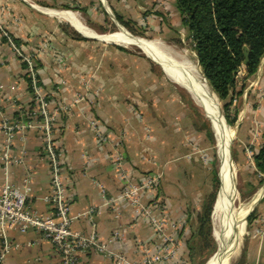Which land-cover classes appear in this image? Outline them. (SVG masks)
<instances>
[{"label":"crops","instance_id":"obj_1","mask_svg":"<svg viewBox=\"0 0 264 264\" xmlns=\"http://www.w3.org/2000/svg\"><path fill=\"white\" fill-rule=\"evenodd\" d=\"M168 2L176 15L172 0ZM163 5L164 0H0L3 31L24 51L37 50L35 70L54 115L51 141L60 153L70 230L106 249L77 254L79 264H117L111 254L142 264L147 253L153 254L162 237L139 212L146 207L155 212L152 196L160 201L170 223L179 227L167 232L176 239L175 256L158 264H191L186 243L205 200L194 198V168L207 165L202 161L206 154L196 153L192 146L195 132L183 104L176 94L164 91L168 85L181 87L139 48L143 56H131L127 47L100 39L115 34L106 29L112 24L126 33L123 24L138 30L154 23L150 18L155 19ZM43 10L73 13L95 36ZM72 33L81 40L73 39ZM43 45L46 48L40 50ZM150 63L158 67L159 78ZM263 64L264 57L253 80L263 76ZM240 72L245 75L244 69ZM25 79L22 63L0 31V124L30 121L24 112L33 98ZM6 143L0 131V192L6 183L27 187L30 209L38 215L50 213L44 198L51 190L52 171L41 130L14 132L7 152ZM150 176H159L153 194L126 196L130 186ZM258 197L249 210L263 200ZM245 242L239 248L238 264H264V238ZM0 264L62 263L54 246L30 229L7 232L5 238L0 230Z\"/></svg>","mask_w":264,"mask_h":264},{"label":"rangeland","instance_id":"obj_2","mask_svg":"<svg viewBox=\"0 0 264 264\" xmlns=\"http://www.w3.org/2000/svg\"><path fill=\"white\" fill-rule=\"evenodd\" d=\"M168 1L169 0H164V5L162 7L164 10L161 13H157L155 19L150 18V20H152L154 23L150 25L146 24L144 26H141L140 29L138 28V30H135V33L137 34L140 33V35L142 36L131 34L128 31L126 32L132 37H136V38L141 37V39H145L148 41H152V40L154 41L155 39L157 42L161 43L162 47L166 50V52L173 55V57H175V55H180L182 53L188 58V60L194 66H197L194 52L192 51L190 47V43L187 39V33L179 25L177 15H175L174 11L170 8ZM0 28L3 30L1 24H0ZM106 29L109 31H113L108 33H115V34L120 30L114 24H112V26L107 27ZM93 36L95 35L93 34ZM100 39L102 38L100 37ZM126 50L131 56H136V57L143 56L142 52L147 54L145 51H142L140 49L142 51L141 52L137 47L134 46L127 47ZM35 58L36 56L34 57V60ZM152 68H153L152 69L153 75L159 78L158 67L156 68L155 65H152ZM263 68H264V64L262 70ZM259 69L261 70V66L259 67ZM240 71L237 73L236 76L237 85L234 93L232 94V98H231L232 103L228 113L229 116L233 117L234 112L236 111V121L233 126L227 125L233 131V135L231 137L232 139L230 141L229 151H230V159L234 167V180H235L234 188L236 191L237 198L233 202L236 203L235 204L236 208H238L239 205L242 206L244 204H247L249 201L253 199V197L257 194V192L264 187V181L261 185H257V178L253 176L254 169L252 163V155L255 153L261 142V132L263 129V122H264V73L263 76L260 78V80L258 79L257 81H255L256 80L255 79L253 81L252 80L244 81L243 80L244 75H242ZM160 77L162 78V76ZM168 86L164 88L165 89L164 91L166 93L170 92L172 95L175 94L177 95L176 97L179 105L183 104V110H185L188 116L187 122L191 123L194 129L193 130L195 132L194 136L196 138L193 140L192 143L193 148L195 149L196 153L201 152L202 154H206V158L202 156V161L206 160L207 166L201 165L199 163L198 164L199 166L197 167L196 165V167L194 168L195 179H194V185L191 189H193L195 193L194 198L196 199L197 202L198 199L205 198L213 191L212 172L215 171L216 176L218 173L219 160L216 154L215 136L210 127L209 121L204 115L203 109L198 104L193 103L188 92L182 87L181 89L174 85H168ZM217 102L219 107V113L223 117L222 105L218 100ZM205 124H207V126L210 128V131L212 133L211 139L207 136L206 129L204 126ZM233 152L236 156V160L232 159ZM158 177L159 176H157V179ZM137 186H139V184L130 186L129 189L127 190V192L132 194L131 198H137V195L140 192H142V191H135ZM156 188L157 186L154 187L150 193L153 194ZM260 194L261 195L258 198L261 197L263 200L257 202V205H255L251 210H249L247 216L243 218V224L241 227V236L239 237L237 246L234 248V250H231L229 252L227 264H238L239 248L242 243H244L245 245L246 240L250 239L256 241H262L264 238V198H263L264 188ZM152 199H154V196H152ZM156 203L162 207L160 201H157ZM131 204L135 207L137 206L136 204L133 203ZM161 211L162 212L159 214V216L163 215V219H165V221L169 223L170 221L167 218L165 209L163 207ZM250 214H252V218L249 221H247V217ZM152 215H155V212L152 213ZM211 215H212V210L210 214V223H211V232L213 234L216 223L215 221L213 222V216ZM214 243L216 245V251L214 252L215 254L217 252L218 246L215 241ZM207 252L208 249H205L198 253L196 252V255L194 257V264H199L203 260H205L204 264H206V262L214 255L213 254L207 259L206 258Z\"/></svg>","mask_w":264,"mask_h":264},{"label":"trees","instance_id":"obj_3","mask_svg":"<svg viewBox=\"0 0 264 264\" xmlns=\"http://www.w3.org/2000/svg\"><path fill=\"white\" fill-rule=\"evenodd\" d=\"M172 4L179 25L187 33V39L203 79L221 103L225 123L233 126L236 121V111L233 117L228 113L232 94L237 85V73L244 69L243 80H253L264 57V0H172ZM117 20L120 22V18L117 17ZM123 26L131 34L140 35L135 33L129 24ZM71 36L73 39L81 40L73 33ZM13 42L19 45L14 39ZM243 48L247 50V58ZM245 61L246 65L243 66ZM22 66L25 69V65ZM36 79L38 81L37 74ZM25 80L28 84L29 80ZM28 92L32 95L29 86ZM32 109L33 103L24 112L27 117ZM204 126L207 136L211 139L210 128L207 124ZM232 159L236 160L234 152ZM252 163L253 176L257 178V185H261L264 181V125L260 145L252 155ZM212 173L213 191L205 197L195 217L193 232L186 243L191 264H194L196 252L208 249L206 254L208 259L216 251L210 214L219 188V180L215 171ZM251 218L252 214L247 217V221ZM204 262L205 260L199 264Z\"/></svg>","mask_w":264,"mask_h":264},{"label":"built area","instance_id":"obj_4","mask_svg":"<svg viewBox=\"0 0 264 264\" xmlns=\"http://www.w3.org/2000/svg\"><path fill=\"white\" fill-rule=\"evenodd\" d=\"M1 34L6 41V44L14 52L22 64L25 65V78L28 81V86L32 92L33 109L30 112V121L23 123L17 121L13 124L7 123V120H2L0 124V131L6 136V152L14 132L23 129L38 128L41 130L44 139V148L50 162L52 176H51V190L49 195L44 198L51 211L45 215H38L33 212L27 202V187L19 188L12 184L6 183L3 185L0 192V230L3 238L7 232L24 233L27 230L33 229L39 232L42 237L50 242L58 252L62 264H79L77 261V254H83L89 250L106 252V249L96 243L93 239L84 237L76 232L70 230L71 217L68 215V206L64 200V190L60 180L59 158L58 153L51 141V127L54 122V115L48 110L45 97L42 95L39 86H37L36 70H35V52H26L20 45H16L13 39L0 28ZM46 48L43 45L40 50ZM38 49V50H39ZM39 50V51H40ZM39 121L34 124V120ZM4 154V159H7V153ZM157 177L150 176L144 183L139 184L135 191H146L150 193L155 187ZM26 183V180H24ZM131 193L127 192V197L131 198ZM133 204L137 205L135 199L131 200ZM152 202L154 210L146 207L139 209L142 215L149 219L150 224L155 231L162 237V243L155 248L153 254L147 253L142 264H158L168 261L175 256L176 253V239L167 233L168 230L178 231L179 227L173 223H167L163 219L162 207ZM159 216V217H157ZM8 246L5 244L4 252L7 251ZM112 258L117 264H133L121 256H114Z\"/></svg>","mask_w":264,"mask_h":264},{"label":"bare ground","instance_id":"obj_5","mask_svg":"<svg viewBox=\"0 0 264 264\" xmlns=\"http://www.w3.org/2000/svg\"><path fill=\"white\" fill-rule=\"evenodd\" d=\"M43 11L66 19L83 34L93 36L92 32L86 29L73 13L53 10ZM101 38L107 42L117 43L125 47L134 46L145 51L152 60L161 66L166 76L172 82L184 88L193 103L198 104L203 109L215 136L216 154L219 160L218 175L221 185V190L215 199L211 215L213 216V222L215 221L216 223H214L213 236L218 247L217 252L206 264H227L229 252L232 249L234 250L233 246L237 245L236 243H238L241 236L243 218L264 187L257 194L255 193L256 195L247 204L239 205L238 208L235 207L236 203L233 201L236 200L237 196L234 188V167L229 151L233 131L221 118L218 102L214 94L209 89L197 66H194L182 53L175 55V58L166 52L161 43L132 37L123 31Z\"/></svg>","mask_w":264,"mask_h":264},{"label":"water","instance_id":"obj_6","mask_svg":"<svg viewBox=\"0 0 264 264\" xmlns=\"http://www.w3.org/2000/svg\"><path fill=\"white\" fill-rule=\"evenodd\" d=\"M127 33V32H126ZM243 51H244V55H245V58H247V50H246V48H243ZM244 65H246V61L243 63V66ZM215 96V95H214ZM216 98V97H215ZM221 118L224 120V118L221 116ZM217 178H218V180H219V188H218V191H217V193H216V197H217V195L219 194V192H220V190H221V185H220V179H219V175H218V173H217ZM216 197H215V199H216ZM215 202V201H214ZM213 206H214V203H213ZM213 206H212V211H213ZM246 217V216H245ZM244 217V218H245ZM212 236H213V234H212ZM213 238H214V236H213ZM214 241H215V239H214ZM237 244V243H236ZM237 245H234L233 247L235 248ZM233 250V249H232Z\"/></svg>","mask_w":264,"mask_h":264}]
</instances>
